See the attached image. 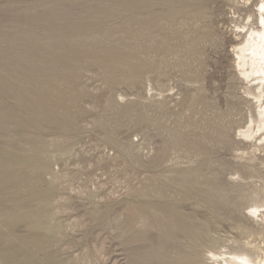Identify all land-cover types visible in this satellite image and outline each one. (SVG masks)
I'll return each instance as SVG.
<instances>
[{
  "label": "rangeland",
  "instance_id": "rangeland-1",
  "mask_svg": "<svg viewBox=\"0 0 264 264\" xmlns=\"http://www.w3.org/2000/svg\"><path fill=\"white\" fill-rule=\"evenodd\" d=\"M225 16V0H0V264H205L264 236L244 214L264 169L231 156L249 146Z\"/></svg>",
  "mask_w": 264,
  "mask_h": 264
},
{
  "label": "clouds",
  "instance_id": "clouds-1",
  "mask_svg": "<svg viewBox=\"0 0 264 264\" xmlns=\"http://www.w3.org/2000/svg\"><path fill=\"white\" fill-rule=\"evenodd\" d=\"M227 24L224 33L234 43L228 48L232 57L230 80L237 84V95L246 101L244 122L234 129V138L248 148L231 153L237 163L264 169V0H225ZM230 182H243L239 172L229 174ZM260 177L250 176L259 188ZM244 214L256 225L264 224V201L255 192ZM215 238L218 234L210 232ZM241 248L242 250H234ZM205 264H264V236L254 234L244 240L231 236L215 250L203 253Z\"/></svg>",
  "mask_w": 264,
  "mask_h": 264
}]
</instances>
